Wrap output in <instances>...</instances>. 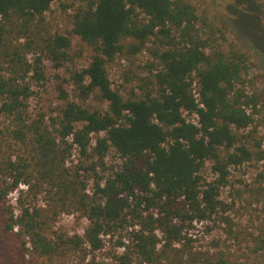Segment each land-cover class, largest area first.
I'll return each instance as SVG.
<instances>
[{"label":"trees","instance_id":"obj_1","mask_svg":"<svg viewBox=\"0 0 264 264\" xmlns=\"http://www.w3.org/2000/svg\"><path fill=\"white\" fill-rule=\"evenodd\" d=\"M53 1L0 0V264H67L72 255L75 264H102L95 256L102 236L119 232L122 252L112 254L111 264H229L216 242L214 250L197 248L191 231L223 219L228 207L220 193L232 167L264 160V135L249 147L242 138L255 128L239 132L254 124L261 99L255 88L246 90L245 84L252 86L244 78L246 54L224 48L211 31L203 34L206 21L192 0H80L72 33L94 54L70 75L79 103L58 87L66 102L52 130L43 115L30 117L27 101L29 78L44 79L43 60L54 69L72 61L70 39L45 19ZM127 38L137 43L133 51L153 38L159 69L143 96L124 98L108 79L106 62ZM90 95L107 102L106 110L85 105ZM193 115L195 122L188 119ZM59 142L75 145L88 162L78 169L96 177L92 195L87 177L64 166L70 152ZM110 148L122 163L103 178L95 167H104ZM206 162L211 179L203 175ZM20 185L84 216L82 236L58 235L34 207L20 206L14 214L7 197ZM260 242L264 249V235Z\"/></svg>","mask_w":264,"mask_h":264},{"label":"rangeland","instance_id":"obj_2","mask_svg":"<svg viewBox=\"0 0 264 264\" xmlns=\"http://www.w3.org/2000/svg\"><path fill=\"white\" fill-rule=\"evenodd\" d=\"M192 2L198 16L206 21L207 26L202 28L205 30L202 33L213 32L217 42L224 48L244 52L248 58V72L244 78L251 81L252 86L245 84L246 90L252 92L255 88L261 94L257 106L258 112L254 115V124L244 131H239L246 134L255 128L252 137L242 138V141L251 147L254 136L264 135V0H192ZM79 5H81L80 0H54L45 14L47 24L52 27V31L57 30L70 39L69 53L72 61L66 62L59 69H54L51 62L43 60L44 79L38 80L33 75L29 78L32 95L27 101L28 113L32 119L43 115L52 130L57 128L54 124L59 119L60 110L66 102L59 97L58 87L67 93V100L79 103L75 99L77 93L70 75L74 71L87 67L94 54L92 48L81 43L79 37L72 33L70 19L73 9ZM137 15L140 21L146 19L139 10ZM133 43L137 44L134 39H125L123 50L111 61L106 62L111 87L119 91L124 98L143 96L152 87L148 84L159 69L152 54L153 38L140 51H133L131 47ZM31 57L30 55L28 58ZM85 105L101 111L107 108V102L100 101L94 95L89 96ZM188 119L192 121L194 116ZM77 127L80 128L81 124ZM104 135L99 133L97 136ZM95 138V135H91V147L95 145ZM65 141L71 144L72 139L67 137ZM59 143L61 148L68 149L64 144ZM67 151L70 154L64 166L70 172L78 170L81 175L87 177L86 193L92 195L96 177L91 172L84 173L83 170L78 169L86 166L88 162L80 158L79 149L75 145ZM103 162L104 167L96 166L95 173L106 178L113 170L119 168L122 159L115 149L110 148ZM210 167L211 163L206 162L203 175L207 179L213 176ZM229 180V185L222 188L220 193V199L228 207L222 214L223 219H217L215 224H194V229L191 231L195 240L194 245L203 250H212V244L216 242L218 251L229 259V264H264V249H260L262 246L260 240L264 235V160L252 159L241 166L232 167ZM99 183L103 185V179ZM25 191L26 187L20 185L7 197L14 214L18 213L20 206L34 207L44 211L42 213L47 216L48 223L52 225L51 230L58 235L82 236L88 221L79 212L61 211L51 202L50 195L47 193L34 195ZM120 236H124V232L111 237L102 236L104 247L100 252L95 253L96 261L102 264L113 262L112 254L122 252V248L117 247L116 243L120 240ZM121 240L123 241V238ZM24 258L26 261L31 259L27 254ZM76 260V257L72 255L65 262L75 264ZM34 264H41V261H34Z\"/></svg>","mask_w":264,"mask_h":264},{"label":"built area","instance_id":"obj_3","mask_svg":"<svg viewBox=\"0 0 264 264\" xmlns=\"http://www.w3.org/2000/svg\"><path fill=\"white\" fill-rule=\"evenodd\" d=\"M194 96L197 97V93H195V90H194ZM193 116H194V119H192V122H195L196 121V119H195L196 117H195V115H193Z\"/></svg>","mask_w":264,"mask_h":264}]
</instances>
